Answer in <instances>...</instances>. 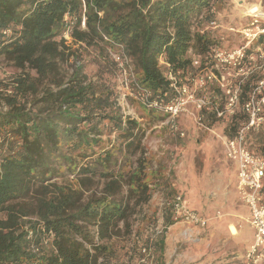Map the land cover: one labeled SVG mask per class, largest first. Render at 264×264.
<instances>
[{
  "label": "trees",
  "instance_id": "1",
  "mask_svg": "<svg viewBox=\"0 0 264 264\" xmlns=\"http://www.w3.org/2000/svg\"><path fill=\"white\" fill-rule=\"evenodd\" d=\"M214 3L0 0V56L20 70L0 110V264H104L99 258L109 247L101 240L130 225V197L146 202L150 193L141 172L126 178L109 170L113 155L101 138L107 127L119 128L125 152L142 151V138L137 122L124 126L112 85L89 75L80 49L106 57L112 41L122 43L141 85L164 94L171 80L161 57L174 73L189 65L192 47L204 53L214 44L193 29ZM95 156L99 174L85 163ZM61 160L78 169L75 185L53 181ZM97 175L104 181L93 186ZM153 244L163 264L165 234Z\"/></svg>",
  "mask_w": 264,
  "mask_h": 264
},
{
  "label": "rangeland",
  "instance_id": "2",
  "mask_svg": "<svg viewBox=\"0 0 264 264\" xmlns=\"http://www.w3.org/2000/svg\"><path fill=\"white\" fill-rule=\"evenodd\" d=\"M257 1L215 0L211 9L194 19L193 29L210 35L214 44L204 53L192 47L186 69L172 73L165 57H161L164 73L172 79L170 91L163 98L179 106L175 118L163 109L142 104L135 86V82L141 83L132 58L126 52L122 55L118 42L112 41L114 47L108 46L106 57L95 49L86 50L84 45L80 49L84 50L81 59L89 75L112 85L124 126L128 119L134 120L138 124L133 130L142 138V151L125 152L119 128L107 127L101 138L113 155L109 170L126 178L134 171L141 172L150 193L146 202L137 203V197L128 199L133 205L130 225L121 223L112 237L101 240L109 252L100 256L99 263L158 264L159 252L153 242L163 233V264L245 263L251 243L247 246L245 237H236L229 225L236 219L243 231L250 216L238 215V204L243 201L235 183L236 168L226 156L222 136H234L239 127L245 126L251 148L264 152V103L254 123L244 107L254 90L258 98L264 92L259 89L264 81V35L247 44L243 33L253 20L246 12ZM117 55L122 61L115 58ZM16 71L20 70L0 56V110L8 108L3 93L13 89ZM236 94L238 98L233 100ZM94 159L96 156L85 163L99 174L103 166L95 164ZM54 166L60 177L53 181L77 183V168H70L65 160L56 161ZM224 169L227 174L222 180ZM103 181L97 175L93 186ZM178 195L190 209L207 216V225H193L176 217L173 200Z\"/></svg>",
  "mask_w": 264,
  "mask_h": 264
},
{
  "label": "built area",
  "instance_id": "3",
  "mask_svg": "<svg viewBox=\"0 0 264 264\" xmlns=\"http://www.w3.org/2000/svg\"><path fill=\"white\" fill-rule=\"evenodd\" d=\"M251 10L252 12H249L248 16L253 17L252 23L243 29L245 37L248 38L247 44H251L256 38L264 35V0H258L252 4ZM65 21L69 28L71 24H68V16L65 17ZM212 23L216 24V21L213 20ZM81 24L83 27L85 26V19ZM12 32L13 29H5L4 31L7 35L12 34ZM64 37L67 42H71L70 28L64 33ZM118 43L122 47V55H124V45L120 42ZM115 58L122 61L120 55L115 56ZM169 79L171 80V86L172 79ZM135 86L139 90L138 96L144 106L155 110L163 109L169 112L172 118L179 114L180 108L178 105L164 101L163 97L169 91L164 94L162 92L157 94L158 92L155 93L152 89L141 86L138 82H135ZM260 88L264 89V81L260 83ZM237 98L236 94L232 99L237 100ZM245 102L244 107L251 113L250 118H252L254 123L255 117L259 113L258 111L261 110V104L264 103V92L258 98L256 90H254ZM174 126L178 129V126ZM246 130L247 127L245 126L239 127L234 136L224 135L222 140L226 156L237 168V192L239 198L249 209V222L254 230V240L249 245L244 264H264V156L251 148L250 143H248ZM173 201V210L177 218L179 217L193 225H207L208 218L202 216L195 209H190L182 200L181 195L176 196Z\"/></svg>",
  "mask_w": 264,
  "mask_h": 264
},
{
  "label": "crops",
  "instance_id": "4",
  "mask_svg": "<svg viewBox=\"0 0 264 264\" xmlns=\"http://www.w3.org/2000/svg\"><path fill=\"white\" fill-rule=\"evenodd\" d=\"M236 168V167H235ZM226 169V168H225ZM225 169H224V171L221 173V175H222V180H224V178H225V175L227 174V172L225 171ZM237 182V168H236V175H235V183ZM237 184V183H236ZM234 190V189H233ZM236 197V196H235ZM239 205V207L237 208L238 209V211L240 212L238 215L239 216H245V215H247L248 217L250 216V214H249V209H248V207H247V205L244 203V202H242V203H239L238 204ZM201 213V212H200ZM201 214H203V213H201ZM207 217V216H206ZM247 218V217H246ZM245 218V219H246ZM245 221H247V219L245 220ZM233 223H231L235 228H236V231L238 230V232L237 233H235L234 232V235L236 236V237H240L241 238V240H243V238L245 237V241H246V243L245 244H247V246L250 244V243H252V241L254 240V230L252 229V227H251V225H250V223H247V225H245L246 227H248V228H246L245 227V229L243 230V231H241V229L239 228V227H237V225H238V221L236 220V219H234V221H232ZM249 222V221H248ZM231 224L229 225V227L231 228ZM240 226V225H239ZM241 227V226H240ZM230 228H229V230H230ZM230 231H232V230H230ZM233 234V233H232Z\"/></svg>",
  "mask_w": 264,
  "mask_h": 264
},
{
  "label": "bare ground",
  "instance_id": "5",
  "mask_svg": "<svg viewBox=\"0 0 264 264\" xmlns=\"http://www.w3.org/2000/svg\"><path fill=\"white\" fill-rule=\"evenodd\" d=\"M249 12H252L251 8H248V11L246 12L247 15H248ZM231 230H232L233 232H235V233L238 232V231H236V228H235L233 225H231Z\"/></svg>",
  "mask_w": 264,
  "mask_h": 264
}]
</instances>
